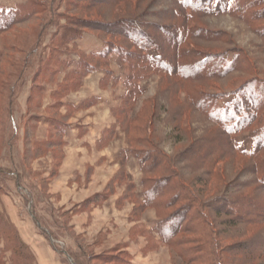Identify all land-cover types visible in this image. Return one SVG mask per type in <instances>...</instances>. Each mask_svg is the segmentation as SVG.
<instances>
[{
	"label": "rangeland",
	"instance_id": "obj_1",
	"mask_svg": "<svg viewBox=\"0 0 264 264\" xmlns=\"http://www.w3.org/2000/svg\"><path fill=\"white\" fill-rule=\"evenodd\" d=\"M185 1L188 0H0V10L4 14L13 16V12L19 6L22 12L30 13L29 17H25L18 23L14 21L13 25L8 27L4 25L3 20L0 21V24L3 23L0 27V169H2L0 173V264H36L34 254L21 239L14 219L16 214L18 219H22L20 221L30 218V206H34L31 200H34L35 193L28 188L32 189L31 182L36 180L41 183L39 190L41 189L40 194L44 196L47 193V179L36 176L30 171V155L25 152L28 143L22 144V136L29 127L37 130V120L41 115L54 116L55 120L52 124L57 119H67L68 115L62 112L39 107L75 106L71 103H63L62 99L79 87L77 85H80V82L76 74L83 69L82 66L86 61L88 63L85 67L90 65V62L97 64L104 61V59L98 61L88 55L110 50L108 55L110 64L116 58L119 59L124 67L119 69L116 65L117 70L127 76L129 75L128 64L123 60L126 54L134 58L144 57L145 52L147 57H155L162 52L168 56L173 55L177 40L171 33L179 25L187 24L196 28L197 32L198 29H203L205 34L201 36L202 40H191L185 45L194 54L193 63H203L208 60L199 71L204 76L200 82L205 86L201 83H191L192 87L210 92L212 96L209 99L222 107L235 100L234 90L242 87L244 83L247 87L252 86V93L256 91L264 93V0H230L243 6L242 10L238 11V8H235L236 11L233 12L214 9L216 2L208 4L210 0H198L202 2H198L201 7L191 10L183 5ZM240 14L245 16L241 17ZM121 17L139 21L137 23L142 26V32L132 31L133 38L124 34V36L111 35L107 31L109 29L98 22L109 23ZM70 22L71 27L68 26ZM134 25L133 22H124L118 26V29L128 30L126 28L128 26L129 29L136 30ZM164 27L171 28L170 34L165 33ZM145 34L149 36V40H146ZM90 40L100 42V48L95 52L83 47L84 43L90 44ZM68 54L70 56H67ZM212 55H221L218 57L221 61L216 63ZM130 60L131 63L135 62L133 58ZM226 62L227 64L232 62L241 70L224 77L209 78L212 69L218 68V71L222 72ZM149 63H151L150 60H146L140 64ZM108 68L113 70L111 65H108ZM245 69L249 72H245ZM138 76L144 78L134 82L133 89L138 96L129 103H126L125 98L122 106H136L137 100L144 96L142 106L161 108L155 130L156 140L171 153H177L186 146L172 139L177 135L172 130L177 120L172 121V118L177 117L183 106L186 111L188 109V113L179 121L180 130L183 132L180 136L182 138L193 136L192 141L198 144L194 152H187L188 160L179 165L184 175L182 179L193 186L192 193L196 197L190 202L191 207L186 218L187 221L191 220L190 231L179 235V238L191 242L181 245L180 248L190 250L191 256L197 258V263L193 264H216L215 258L209 255L212 250L211 241L214 239L218 243L212 232L215 228L221 237L219 249H223L225 264H233L237 261L240 264H264V188L259 183L260 174H257L255 169L257 162L264 161V150L254 158L240 154L242 151L250 152L254 148L253 129L248 128L236 134L225 135L222 127L209 122L205 115L200 112L193 113L195 108L189 107L191 104L185 101L186 90L182 89L179 94L171 96L169 90H165L168 84L160 83L162 77L157 72ZM133 81L131 80V83ZM141 81H144V91L140 88L141 94H139L138 86L142 84ZM15 82H17L16 89L12 87ZM244 104L252 106L248 101ZM9 106L15 114V120L10 118ZM256 108L259 114H264V98L259 100ZM221 118L224 119H221V122L225 120L228 124L233 122L230 117ZM119 120L125 129V117L120 115ZM14 121L17 122L18 132L15 130ZM257 124L258 122L254 126ZM54 136L58 137L56 134ZM202 156L205 160L212 161L211 169H208L211 170L212 176L203 169ZM56 159L60 161L58 157ZM57 160L52 159L53 166H57L55 164ZM19 178L22 179V187L26 189L25 195L17 189L20 184ZM175 182L180 186L181 180ZM6 195L11 199L5 197ZM218 195L220 199L216 200ZM185 202L180 201L178 205L160 211V214L157 212L158 218L167 216ZM207 202L221 205L225 207V210L229 208L237 210L242 217L238 219L225 213L218 215L213 209L205 207ZM59 213L61 214L60 211ZM40 214L45 215L44 207L35 208V213L33 212V217L36 216L35 219L38 221L35 227L39 231L50 232L48 241L64 262L135 264L129 255L115 254L116 252L108 250L106 252L103 248H106L105 244L108 240L103 235L98 240L95 239L96 245H105L102 248L104 251L101 252L102 255H99L94 247L90 248V254L83 255L76 250H68L65 240L51 237L53 230L45 227L46 215L42 217ZM244 218L245 221L249 219L252 224L247 222L244 224ZM223 220L227 223L219 224ZM143 230V227H137L135 237L140 233L144 235ZM148 239L147 237V241ZM76 240L78 242V238ZM81 240L84 242L83 239ZM19 241L24 243L25 248ZM93 241H91L92 245ZM163 245L166 247L164 253L145 255L147 257L145 264L185 263L177 257L176 249H171L164 243ZM151 246L156 251L159 245L152 242ZM64 249L73 254L71 255L73 259L69 255H64ZM67 257L70 259L68 260ZM134 260L137 262V259Z\"/></svg>",
	"mask_w": 264,
	"mask_h": 264
},
{
	"label": "crops",
	"instance_id": "obj_2",
	"mask_svg": "<svg viewBox=\"0 0 264 264\" xmlns=\"http://www.w3.org/2000/svg\"><path fill=\"white\" fill-rule=\"evenodd\" d=\"M83 47L95 52L100 48V42L84 43ZM110 65L112 74L97 69L81 75L77 90L62 99L63 103L75 106L39 107L68 115L63 120L62 131L52 129L51 122L55 117L45 114L37 120L36 131L29 127L22 136V144L28 143L25 152L30 155V171L47 179L44 196L40 194V182L32 180V189L28 188L35 193L30 218L20 221L22 219L16 214L14 219L21 239L34 254L36 264H69L49 243L50 232L35 227L38 221L33 212L38 207H44L45 227L53 230L51 237L65 240L68 250H76L81 255L90 254L91 247L100 255L107 245L103 248L105 251L129 255L135 264H145V255L164 253L166 249L157 229V211L143 206L146 194L141 159L129 151L127 135L119 120L128 87L125 73L118 72L116 65L120 69L124 64L116 58ZM141 83L140 88L144 91V81ZM144 100V96L138 99L136 106L127 113L130 119H134L143 108ZM12 117L15 120L14 113ZM14 124L18 132L17 122ZM51 132L58 135L59 144L54 145L56 140L50 137ZM52 159L58 161L57 166L52 165ZM21 180L19 178L17 189L24 194L26 189ZM137 227L144 228V235L140 233L135 237ZM101 235L108 240L103 246L95 243ZM152 242L159 245L156 251ZM67 249L63 250L64 255L72 258L73 254Z\"/></svg>",
	"mask_w": 264,
	"mask_h": 264
},
{
	"label": "trees",
	"instance_id": "obj_3",
	"mask_svg": "<svg viewBox=\"0 0 264 264\" xmlns=\"http://www.w3.org/2000/svg\"><path fill=\"white\" fill-rule=\"evenodd\" d=\"M197 0H188L183 2L184 6L187 7V9L195 10L199 7V2ZM214 4V9L221 10L224 12H233L236 11L235 8H238L237 10L240 11L243 9V6H241L238 3H234L230 0H210L209 3ZM25 6V5H23ZM22 6V7H23ZM20 8V6H19ZM17 8L16 11L13 12V16L7 15L2 13L0 10V21H4V25L11 26L13 25L14 21L16 23L23 20L25 17H29L30 13L22 12V9ZM241 17L245 16L243 14H240ZM7 17V18H6ZM7 19L9 21H7ZM27 19V18H26ZM190 20L189 18H187ZM100 24L105 25L109 30L108 33L111 35H126L130 38H133V32L134 31H140L141 27L139 21H134L132 18L128 17H121L118 18V20L107 22L98 21ZM124 22H133L135 24L133 27L136 30H133V28L129 29L128 26L126 28L128 30H119L118 26L124 24ZM3 25L0 24V27ZM71 25V22L68 26ZM138 25V26H136ZM67 26V27H68ZM71 27V26H70ZM113 27V29H112ZM115 27V28H114ZM123 27V26H122ZM105 28V27H104ZM105 28V29H107ZM121 28V27H120ZM8 29V28H6ZM165 33L170 34L171 28H163ZM264 30V29H263ZM1 31V30H0ZM133 31V32H132ZM206 32V31H205ZM203 35H201V34ZM123 35V36H124ZM173 35V38L177 40L176 44L174 45V53L173 55L168 56L165 53H160L158 56L155 57H147L146 52L145 56H141L138 58L137 56L131 57L132 55L126 54L123 60L128 64L129 69V75L126 76L125 82L128 87V92L126 95V103H129L130 101H133L137 96L138 93L134 92L133 87L135 86L134 82L137 79L143 80L141 76H138L140 74H149V73H155L157 72L158 75H160L161 78V84H168L167 88L165 90H169L170 95L174 96V94H179L182 89L186 90L187 96L185 97V101L191 104L189 107H194L193 113L200 112L203 115L206 116L207 120L209 122H212L220 127H222L223 131L225 132V135H232L239 133L241 131H244L248 128L253 129L254 134V148L250 151H242L240 152L241 155H244L245 157H255L260 151L264 150V114L258 113V102L260 99L264 98V93L256 91V93H252L251 89L252 86L249 85L247 87L243 84L242 87L237 88L233 92V96L235 97V100L231 103L226 104L224 107L221 105L214 104L212 99H209L211 97V93L207 92L205 90H197L194 86L192 87L191 83H201L200 79H203L204 77L200 71L202 66H205L208 60H205L203 63L195 62L193 63L192 59L193 53L185 47L187 42H190L191 40H197L201 39V36H205L203 29H198V32L196 31V28L193 26L185 25H179L178 28L174 32L171 33ZM146 40H149V36L145 34ZM210 38V37H209ZM208 38V39H209ZM211 41V39H209ZM109 52H96L88 55L91 58H94L99 61V59H104L102 63H92L90 62V65L88 64L87 67L85 65L88 63L86 60H84L85 65L83 64V69L79 71V73L76 74L78 76V82H80V78L82 74H85L90 71H94L97 69L105 70L107 73L112 74V70L108 68V65H110L109 61ZM165 52V51H164ZM213 60L217 61L216 63H219L221 60L218 58L221 55H212ZM211 56V57H212ZM131 58L135 60V62L131 63ZM150 60L151 63L149 64H140L142 61ZM28 61V60H27ZM83 62V63H84ZM193 63V64H192ZM146 65V66H145ZM225 69L222 72L218 71V68L215 70L212 69L209 78L214 79L218 76H226L229 73L235 72L239 67L232 64V62H229L227 64H224ZM201 66V67H200ZM221 67V66H220ZM231 67V69H230ZM222 68V67H221ZM220 68V69H221ZM86 70V71H85ZM245 72H249L248 69L244 70ZM137 76V77H136ZM219 78V77H218ZM222 78V77H220ZM131 80L133 83H131ZM15 82L13 84V88L16 89ZM134 85V86H133ZM190 87H188V86ZM201 85L205 86L203 83ZM79 86V85H77ZM188 87V88H187ZM139 92H140V86H138ZM14 93V92H13ZM12 93V94H13ZM163 93V92H162ZM141 94V92L139 93ZM170 99V97H169ZM172 99V98H171ZM11 100H13V96H11ZM248 101L252 106H245L244 102ZM185 106V105H184ZM134 108V106H124L123 110L120 112L123 117H125L124 120V127L125 132L127 135V143L129 146V151L133 152L141 159V166L143 171V186H144V192L146 194V200L143 202V206L152 207L155 208L160 214V211L164 209H168L170 207H174L175 205H178L180 201H186L184 204H181L177 207V209L173 210L170 214L167 216H159V223L157 225V229L159 230L161 234V240L164 244H166L171 249H176L175 253L177 257L182 261L184 260V264H193L197 263V258L191 256L190 250H184L181 249V245H187L191 241L186 242L183 238H179V235L183 234L184 232L190 231V222L191 220H186L187 214L190 211V202L193 199H196L195 194L192 193L193 186L190 184H187L185 180L182 179L184 175H182V172L179 168L180 163L186 162L188 160L187 152H194L196 148L198 147V144H194V140L192 141L193 136H180L183 132L180 130V120L186 113H188V109L186 111V108L181 106V109L179 110L177 117L172 118V121L177 120V124H173V133H176V137H172V139L175 140L177 143H183V145L186 144L185 148L182 149L179 152H168L165 148H163L159 143L157 142V138L155 135V130L157 127V123L160 118L159 111L161 108H158V106H143V108L137 113L136 117L134 119H130L129 116H127L128 112L131 111ZM9 112L11 113L10 118L12 117V108L9 106ZM127 114V115H126ZM192 114V113H191ZM126 115V116H125ZM221 117H230L233 122L228 124L224 122H221L223 118ZM224 120V119H223ZM258 122L257 126H254V124ZM63 120L57 119L52 125V129H58L59 131L63 130ZM55 133L51 132L52 138H55L56 143L58 139H56V136H54ZM152 145V146H151ZM236 151V150H235ZM239 153V151H237ZM201 159L203 160L204 167L203 169L206 170V173L210 176H212L211 166L212 161L205 160V157L202 156ZM206 167V168H205ZM256 173L260 174L259 183L264 188V161L257 162V166L255 167ZM198 171V169H197ZM263 171V172H262ZM2 172V170H1ZM262 173V174H261ZM176 180H181L180 186L175 182ZM168 196V197H167ZM164 197H166L164 199ZM164 200H161V199ZM219 195L217 196L216 200H219ZM196 201V200H195ZM237 204V201H236ZM238 205H240L238 203ZM205 207L213 209L216 214H224L225 215H231L232 217H237L238 219L242 217V215L237 212V210L229 208V210H225V207L221 205H217L214 202L212 204H209L207 202L205 204ZM234 210V211H233ZM247 217V216H246ZM250 216H248L249 218ZM251 219V218H250ZM204 221V220H203ZM244 224L247 222L248 224H252V222L248 219L245 221V218L243 220ZM236 222V221H235ZM227 223L225 220L219 222V224L224 225ZM237 223V222H236ZM211 224V223H210ZM208 224V226H210ZM214 238L216 237V240H218V243L214 241V239L211 241L212 250L210 251L211 256L215 258L216 264H225L224 258H223V249H219V240L221 239L220 234L215 230L212 231ZM16 234V233H15ZM17 235V234H16ZM15 235V236H16ZM215 242V244L213 243ZM21 246L25 248V245L23 242L19 241ZM10 248V247H9ZM14 249V247H12ZM8 249V248H7ZM22 253V252H19ZM221 259V260H220ZM233 264H240L237 262Z\"/></svg>",
	"mask_w": 264,
	"mask_h": 264
}]
</instances>
